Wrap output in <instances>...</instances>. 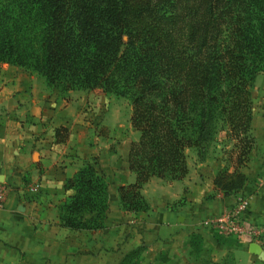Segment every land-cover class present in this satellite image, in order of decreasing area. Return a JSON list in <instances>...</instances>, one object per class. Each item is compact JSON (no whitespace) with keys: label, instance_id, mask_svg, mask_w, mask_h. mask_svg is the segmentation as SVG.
<instances>
[{"label":"trees","instance_id":"obj_1","mask_svg":"<svg viewBox=\"0 0 264 264\" xmlns=\"http://www.w3.org/2000/svg\"><path fill=\"white\" fill-rule=\"evenodd\" d=\"M16 11L0 14V66L35 73L61 95L99 89L129 101L139 139L128 156L135 182L118 189L125 214L147 213L143 185L182 181L186 151L202 162L221 132L232 149L215 188L229 197L247 182L264 0H17ZM64 189L73 195L58 207L61 226L102 230L108 182L96 160Z\"/></svg>","mask_w":264,"mask_h":264},{"label":"crops","instance_id":"obj_2","mask_svg":"<svg viewBox=\"0 0 264 264\" xmlns=\"http://www.w3.org/2000/svg\"><path fill=\"white\" fill-rule=\"evenodd\" d=\"M88 93L61 95L35 73L13 66L0 70V184L7 189L0 209V264H195L204 255L208 262H197L222 264L230 246L238 257H255L249 252L251 242L231 238L233 245L230 237L217 236L208 222L229 213L239 199H247L244 218L264 226V74L256 78L251 93L254 145L244 168L247 182L224 197L213 185L219 167L210 172L201 163L191 169L187 162L182 181L152 178L143 185L141 195L150 210L139 214H125L118 198L120 187L135 182L128 156L139 133L130 127L129 140L113 136L110 146H116V155L91 152L83 140L67 137L81 122L84 106L96 104ZM96 97L103 107L106 98L100 93ZM72 110L79 112L76 117ZM92 159L108 182L104 228L65 229L58 207L73 191L64 185ZM194 236L202 243L195 252ZM258 246L264 254V247ZM139 249L138 257L128 262L126 258Z\"/></svg>","mask_w":264,"mask_h":264},{"label":"rangeland","instance_id":"obj_3","mask_svg":"<svg viewBox=\"0 0 264 264\" xmlns=\"http://www.w3.org/2000/svg\"><path fill=\"white\" fill-rule=\"evenodd\" d=\"M16 2L17 0H0V14H5V16L15 17L17 15ZM10 13L11 15H9ZM6 66H11V65L2 64L0 66V70ZM18 69L22 70V68L20 67ZM24 70L26 69L23 68V71ZM262 74L264 73H261L258 76ZM52 89L55 90L58 94H60L58 89H54V88ZM89 92L90 93L88 94L92 95L91 98L93 99V102H95L96 104L90 103L84 106V108L82 109L83 116L81 122L79 121L75 123L76 125L75 130H72L71 133L69 134L67 133V137L76 139V141L83 140L84 145L91 152L93 151L101 152V150H103V151H108V153L110 154L116 155L115 154L116 150L114 148L116 146L114 145L110 146V141H112L113 139L112 137L115 135H120L122 136L120 137V139L122 138L123 140H129L131 137L132 131L130 130V116H131L130 103L126 99L105 95L99 89L89 90ZM99 93L106 98L104 100L105 102L103 104V107H101L102 104L99 102L98 98L96 97V95L98 96ZM72 111L75 117L79 113L77 110L75 111L72 110ZM75 117L72 118L75 119ZM231 149H232V143L230 141H227L225 139V133L221 132L217 136L215 142L211 145L209 154L205 156L202 162L198 159L197 153L193 149H190L189 152H186V161L188 162L191 169H193L194 166H198V164L201 163L203 164V168L206 167L211 168L209 170L210 172H214V170H216L217 167H219L222 170L226 165V162L228 160V152ZM93 162L94 159H92V163ZM228 166L229 164L226 165V167ZM243 173H244V169H243ZM243 201L247 202V207L240 212L241 218L239 219V221L242 223V226L241 224H239V221H237L236 223H234L233 225L234 227H232L233 231L231 229L230 232L224 229L221 230L216 227L217 218L215 217L213 220H210V222H208L210 229L217 231L215 234L217 236H221L225 240L226 237H230L231 241H233L232 239H235L238 242L248 241L260 245L261 247H264V239H263L264 226L251 224L249 221H247L244 218L243 214L247 211L249 207L248 200L239 199V201L236 203L234 208L230 209V213L235 212V210L239 207L240 203H242ZM232 244L236 245L234 241ZM201 245H202L201 240L197 236H194V238L192 239V246L194 252L197 251L199 247H201ZM231 247L234 246H230L228 254H226L224 258L221 259L222 264H254V263L264 264V259L261 260L257 256H255L254 258H248V257L245 258L244 256L241 258L236 256V254L233 253V249H231ZM139 251L142 250L139 249ZM197 258H198L197 261L200 260L201 262H208V257L205 255L199 256ZM197 261L195 264H202L201 262H197ZM171 263L181 264L177 261Z\"/></svg>","mask_w":264,"mask_h":264},{"label":"built area","instance_id":"obj_4","mask_svg":"<svg viewBox=\"0 0 264 264\" xmlns=\"http://www.w3.org/2000/svg\"><path fill=\"white\" fill-rule=\"evenodd\" d=\"M6 197H7V189L2 184H0V209L4 207ZM246 207H247V202L243 201L242 203H240L239 207L235 210V212L233 213L229 212L226 215H224L222 218L217 219L216 227L218 229H221V230L224 229L229 232H230V229L233 231L232 227H234L233 226L234 223L239 221V219L241 218L240 212L243 211ZM239 224H241L242 226V223L240 221H239Z\"/></svg>","mask_w":264,"mask_h":264},{"label":"water","instance_id":"obj_5","mask_svg":"<svg viewBox=\"0 0 264 264\" xmlns=\"http://www.w3.org/2000/svg\"><path fill=\"white\" fill-rule=\"evenodd\" d=\"M249 252H250V254L257 256L261 260L264 259V254H263L261 248L255 243L250 244Z\"/></svg>","mask_w":264,"mask_h":264}]
</instances>
